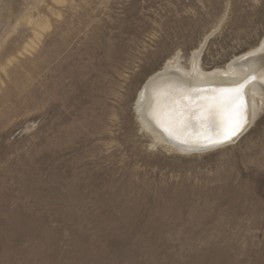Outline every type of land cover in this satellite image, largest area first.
I'll return each mask as SVG.
<instances>
[{
    "label": "rangeland",
    "instance_id": "rangeland-1",
    "mask_svg": "<svg viewBox=\"0 0 264 264\" xmlns=\"http://www.w3.org/2000/svg\"><path fill=\"white\" fill-rule=\"evenodd\" d=\"M263 39L264 0H0V264H264V98L195 153L136 107L174 57Z\"/></svg>",
    "mask_w": 264,
    "mask_h": 264
},
{
    "label": "bare ground",
    "instance_id": "bare-ground-1",
    "mask_svg": "<svg viewBox=\"0 0 264 264\" xmlns=\"http://www.w3.org/2000/svg\"><path fill=\"white\" fill-rule=\"evenodd\" d=\"M206 42L196 50L192 66L185 68L180 57L145 83L137 100L144 129L157 143L182 153L204 152L236 142L258 116L264 98V39L246 61L239 57L226 68L205 70L201 55ZM242 56V55H241ZM241 88L243 110L231 103L235 85ZM214 143V144H213Z\"/></svg>",
    "mask_w": 264,
    "mask_h": 264
},
{
    "label": "snow or ice",
    "instance_id": "snow-or-ice-1",
    "mask_svg": "<svg viewBox=\"0 0 264 264\" xmlns=\"http://www.w3.org/2000/svg\"><path fill=\"white\" fill-rule=\"evenodd\" d=\"M244 85H240L238 88H236L234 91V95L231 97V103L236 104L238 101L241 102L240 107L241 110H243V103H242V96H241V88H243Z\"/></svg>",
    "mask_w": 264,
    "mask_h": 264
},
{
    "label": "water",
    "instance_id": "water-1",
    "mask_svg": "<svg viewBox=\"0 0 264 264\" xmlns=\"http://www.w3.org/2000/svg\"><path fill=\"white\" fill-rule=\"evenodd\" d=\"M253 56V54H246V55H244V54H242V56L240 55V57H239V61H246L248 58H250V57H252ZM247 82L244 84V82H241V83H238V85H235L236 87H239L240 85H244V87H243V89L252 81V80H246ZM214 144V143H213Z\"/></svg>",
    "mask_w": 264,
    "mask_h": 264
}]
</instances>
